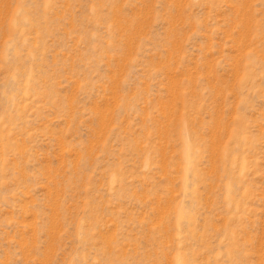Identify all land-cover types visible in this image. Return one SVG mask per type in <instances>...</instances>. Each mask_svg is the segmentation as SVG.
<instances>
[{
	"label": "rangeland",
	"instance_id": "obj_1",
	"mask_svg": "<svg viewBox=\"0 0 264 264\" xmlns=\"http://www.w3.org/2000/svg\"><path fill=\"white\" fill-rule=\"evenodd\" d=\"M0 264H264V0H0Z\"/></svg>",
	"mask_w": 264,
	"mask_h": 264
}]
</instances>
